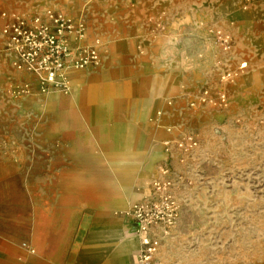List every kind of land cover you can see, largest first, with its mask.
<instances>
[{"label":"rangeland","instance_id":"rangeland-1","mask_svg":"<svg viewBox=\"0 0 264 264\" xmlns=\"http://www.w3.org/2000/svg\"><path fill=\"white\" fill-rule=\"evenodd\" d=\"M141 1L0 0V17L62 13L85 23L87 45H102L104 71L98 70L88 84L91 89L98 85L95 97L74 109L88 134L77 143L95 150L93 159L79 166L80 177L95 185V209L83 210L81 199V209L72 216H64L63 209L41 214L40 201L33 202V257L43 251L34 230L44 223L65 225L68 231L60 232L57 240L67 243L69 253L91 256L94 264H138V241L127 213L144 198L169 158L174 176L182 182L175 195L183 206V221L176 239L162 245L160 260L254 264L264 258V0H162L168 2L165 21L172 24L173 33L167 35L161 28L158 34L146 35L144 47L154 54L156 69L124 83L108 73L107 29L93 24L100 19L120 22L126 16L121 5L129 3L135 13ZM101 5L107 9L104 14ZM217 31L231 37V51L222 49ZM243 61L248 68L222 85L221 74L238 70ZM205 89L214 97L225 90L228 105L219 100L198 104ZM59 117L64 124L72 118L45 111L35 102L26 122L12 130L15 143L39 144L40 130L56 129ZM122 133L127 139L117 141ZM187 134L199 141L190 156L175 145ZM166 142H172L169 154ZM68 264L76 262L70 259Z\"/></svg>","mask_w":264,"mask_h":264},{"label":"crops","instance_id":"crops-1","mask_svg":"<svg viewBox=\"0 0 264 264\" xmlns=\"http://www.w3.org/2000/svg\"><path fill=\"white\" fill-rule=\"evenodd\" d=\"M167 3L143 0L135 13L133 6L124 3L121 5L126 13L124 20L111 24L107 19H100L93 24L99 26L98 30L107 29L109 34L110 55L105 60L111 65L108 73L120 77L124 83L153 73L156 69L154 54L144 47L146 35L158 34L161 28L167 35L173 33L172 24L165 21ZM106 11L102 5L99 7L100 14ZM149 13L150 20L147 19ZM10 17H0V264H68L70 259L76 264H92L91 256L80 257L78 251L76 255L69 253L67 243L57 240L60 232L68 231L65 225L42 223L34 230L40 234L39 245L43 250L39 258L33 257L24 244L35 247L31 225L35 201H40L41 214L47 209L48 214L63 209L64 216H72L71 213L81 209V199L85 203L83 210L95 209V185L79 175V166L90 157L93 159L95 150L89 144L77 143L88 134L79 123L82 119H75L74 109L83 101L87 103L84 95L91 89L88 84L99 75L98 70L104 71V65L83 73L73 72L70 94L52 89L42 92L38 77L18 69L16 54L6 49L3 28ZM35 102L45 111L65 112L72 118L64 124L59 117L54 120L56 129H41L39 144H17L12 130L19 122H26ZM178 232H174L172 238L176 239ZM254 264H264V258L255 260Z\"/></svg>","mask_w":264,"mask_h":264},{"label":"built area","instance_id":"built-area-1","mask_svg":"<svg viewBox=\"0 0 264 264\" xmlns=\"http://www.w3.org/2000/svg\"><path fill=\"white\" fill-rule=\"evenodd\" d=\"M3 35L6 49L17 56L16 67L36 75L42 92L52 89L64 95L70 94L73 91L72 73L100 67L103 60L100 41L91 45L85 43L86 25L83 21H75L51 10L33 17H10L3 28ZM215 36L224 51L232 50V39L228 34L217 31ZM247 68L248 62L243 61L238 70L224 71L221 74L222 85L233 82ZM216 100L228 105L225 90L220 89L214 97L205 89L198 104ZM171 144L165 143V153L169 154ZM175 145L190 156L199 147V141L194 135L187 134ZM170 164L171 159L168 158L167 163L160 166L158 177L144 198L127 213L133 226L132 233L139 243L138 264H164L159 258L161 247L174 236L182 222L183 206L175 195L176 185L182 182L174 176ZM24 247L35 254V248L28 244Z\"/></svg>","mask_w":264,"mask_h":264},{"label":"bare ground","instance_id":"bare-ground-1","mask_svg":"<svg viewBox=\"0 0 264 264\" xmlns=\"http://www.w3.org/2000/svg\"><path fill=\"white\" fill-rule=\"evenodd\" d=\"M72 84H74L73 83V79H72ZM97 87H98V85L95 84V86L88 93H86L84 95V97L86 98V100H88L87 103H89L90 101H92L94 99V97H95V92H94L95 89L94 88H97ZM111 135H112V133L110 131H108L106 133V136L107 137H111ZM126 139H127V135L125 133H122L121 138H118L117 141L123 142Z\"/></svg>","mask_w":264,"mask_h":264}]
</instances>
